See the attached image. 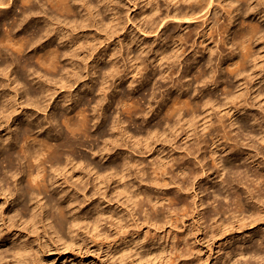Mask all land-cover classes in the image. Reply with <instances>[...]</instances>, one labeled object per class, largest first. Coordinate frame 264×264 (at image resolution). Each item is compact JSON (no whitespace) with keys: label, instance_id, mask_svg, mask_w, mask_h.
<instances>
[{"label":"bare ground","instance_id":"6f19581e","mask_svg":"<svg viewBox=\"0 0 264 264\" xmlns=\"http://www.w3.org/2000/svg\"><path fill=\"white\" fill-rule=\"evenodd\" d=\"M44 1L56 8L57 12L65 11L71 13L74 12L73 10H76V81H78L79 75L82 72L78 62L83 61L84 63L87 61V59L92 56L95 49L94 37L89 38L83 30L85 28L93 27L96 23H99L102 27H106L107 24H105L104 21L102 23L103 14L111 16V21L118 22L121 19L119 10L113 5V0H76V2L75 0ZM150 1L154 4L152 15H154L155 18L152 19L151 23H145L144 31L149 29L152 31L153 28L157 31L160 23H163L165 19H170L171 21H167L164 26L169 22H178L179 25L183 22V24H187L188 29H190L191 32H194L196 29L192 27V22H197L198 20L207 22L208 20H211L210 16L212 15L213 21L217 15L214 9L215 0ZM160 1L167 3V8L171 6V9L168 8L163 16L157 15L160 10ZM229 1L233 5V10L230 13L232 14L235 12V15H230V24L235 23V26L230 27L229 25V27L224 30L223 34H226V36H223V40L225 39V42H227L226 39L232 34L233 37H231L237 45L236 48H239V50L234 53L236 61L233 63L234 67L229 72L234 76L237 85L236 89L233 88L234 91L230 90V93H227L228 91L225 92V95L223 94L224 98L222 99L226 101L236 97L237 99L242 100L241 87L245 80V65L248 64L252 69L250 76L252 89L249 93L248 102L249 109L246 108V105H240L239 108H236L238 118H235V121L232 124H237L239 132L245 131L247 133L246 135H249V137L253 139L252 143L247 145L251 151L249 157L252 158L253 164L264 165V0ZM0 8L4 11L1 12L0 10V73L10 80L13 72L9 73L7 69L13 62L15 67L22 70L13 77L11 83H16L17 85L30 84L31 87H34V85L31 84H37L38 89H31L30 87V90L26 91V94L29 92V94L36 96V98L43 94H45V96L49 94L50 97L53 98L52 95L54 93H50L49 88L45 89L41 86V76L38 72H36V76H32L33 74H27V72L32 70V72L35 73L36 69H33L32 67L35 60L39 61L41 65L50 71H58L61 68L59 65L62 62L61 57L68 61L66 67L73 68L72 56L73 53H75V44L73 40L66 39L65 32L59 29L60 20L58 17L54 19V17L47 15L42 0H0ZM34 20L41 22L38 24L33 23L37 25H31ZM216 21L217 20L215 19V22L213 23L216 24ZM115 25L116 23L114 26ZM97 28L100 30L99 27ZM44 36H46L47 39L42 41ZM169 36H178L173 38L174 42L185 40L181 35H175L174 32L169 34ZM51 40H54L55 43H51ZM46 43L55 46L52 48L49 45L48 49L44 48L42 50V55L39 56L38 53L40 52L33 53ZM62 46L69 47V49L62 51ZM29 48H32L33 52H28ZM209 49V51L214 50V48L212 49L211 47H209ZM85 53L90 54L86 56ZM162 54L163 53H159L157 55L161 56ZM195 55V58H193L196 61L198 58ZM174 56L176 57L174 63L178 65L177 67H180V64H182L180 61L182 54H175ZM110 57L111 55L106 53L99 54V58L92 60L90 64L84 63L85 71L89 73V79L81 84L83 92L92 91L91 88L94 85V81H97L95 78L96 74L101 73L103 76V81H101L100 85L96 88L99 97L95 101V105L92 107L93 114L96 116L95 118L106 116L103 103L104 101H107V106L110 104L106 98V93L110 88L108 83L111 82L112 89L116 91L119 88L120 83L123 81V78L127 76V74H118L115 69L116 65L114 63L112 64V60L110 61V68L101 66L103 60ZM160 59H163V56L160 57ZM189 66L191 67V65ZM158 67H160V65ZM137 69L139 70V66ZM214 72L216 73L217 70L211 71V73ZM206 73L201 71L198 78L201 83L205 81ZM208 73L210 74V72ZM29 75L32 76L30 79H28ZM213 75L214 74H211L207 78L213 79ZM181 76L184 78L188 75L182 73ZM36 78H39L40 80L37 81ZM162 78H164L163 75ZM216 78L212 81L209 80L211 83H207L215 85L219 82ZM141 79V82H138L139 84L137 83L138 86H141L150 80V78L146 79L145 77ZM143 80H145V82ZM151 80H154V77ZM180 80L181 79H178L176 81L177 84L172 86L173 90H179L180 87L183 88V92H185L187 90L186 88L190 86V82L183 83ZM128 81L129 89L134 90L136 86H133V83L137 81V78L134 80L133 77H131ZM208 87L209 86H204V88H202L203 90H206ZM15 88H13L14 93L16 92ZM45 92H47V94ZM13 98L14 96L10 97L0 90V119L4 118L5 122L3 123H6L4 124L3 129H10V125L8 124L10 119H12L14 124L18 121L15 125L14 140H9V138H7L8 143L3 146L4 149L0 153V190L2 189L11 193V189L6 187V185L9 179H13L15 183L13 187L14 193H11V195H16L18 200L27 194L28 201L31 202L32 208L28 212V219L23 220V223H29V227L32 230L31 234L36 235V237L32 242L21 240L15 243L11 239L9 231L4 232L2 228L6 224L5 218H7L10 225H12L16 221V217L19 221L22 216L18 218V214H11L10 212H7L5 215L4 212H2L3 208L1 206L0 243H3L5 240L10 241V243H12V249H6L4 248V245L0 244V264H3L4 262H10L12 264L31 263L33 259L38 256V252H40L38 230L43 227H48L52 231V234L56 236V240H54L60 242L59 244L61 246L66 247L67 245H72L76 242V230L81 220L73 212L74 208H72V203L75 200L73 198L74 196H70L67 191L59 185V188L54 190L60 198L54 216L49 214V209H51L52 206L49 207L48 202L42 203V198L40 196L42 192L48 191L49 188H52V186L61 178L63 179L62 182L68 181L66 180L68 178L70 182H73V185L76 184V186H80V183H83L85 176L87 175H92L93 181L99 180L98 184H102L104 178L101 174H108V176L111 175L112 177L117 176L118 181H123L125 177L131 174L132 177L137 179V182L135 186H129V188L124 186L129 189L126 190V192L129 191L127 193L130 194V196H126L125 203L130 207H137V209L143 211L145 206L149 205L148 211H145V214L143 215V220L145 222L155 227H158L160 223H164L171 226V228H175V224L179 220L184 222L183 218L186 215L179 218L178 211H181L183 208L178 209L176 207V203L173 202L176 198L167 194L168 187L173 184L178 191H190L192 192L194 199L198 197L197 187L203 179H209L210 177V175H207L210 170L206 167V158L200 152L201 143L205 142V139L202 137H204V135H213L214 133L215 136H213L212 139L217 138V142L224 139L223 142H219V145L217 146H221L224 150L229 148L230 153L223 154L222 149L220 151H210L212 154L211 158L213 162H215L214 165L217 174L215 178L213 177L214 181L211 182L210 187L212 188V194L215 198L221 196L223 187L232 183V181L229 182L226 176L235 170V172L239 171L240 178L238 183L243 185L242 192L245 193V201H242L241 193L236 192L234 194L235 200H233L236 204V208L230 212L228 217H222L219 213L220 211L208 212V207L204 205V201L199 198V204L198 201L196 203L194 202L195 206H193L192 211L188 215L191 214V218H196V225L199 230H202V226L206 221H211L212 226H210L209 229L214 233L213 237H217L230 230L240 231V234L237 236H240V239L243 241L238 246H230L229 241H227L228 245L226 247H222V244L219 245L220 249L218 251L222 250L223 256L221 257V263L218 264H264V234H260L256 231L257 228L260 227L261 221H264V169L255 172L253 178L249 179L247 169L242 171L240 170V165L234 163L228 164V160L233 157L230 155L235 152V146L237 144H233V147L230 149L232 143H230L229 140L231 138L233 139L230 135V130L220 134V129L225 128L222 120L218 119L212 121L208 119L207 115H205L203 117V123L198 124L199 121H197V126L193 127L194 122L192 120L197 117L196 112L198 108L202 107V109L206 111L208 105L216 104V100H213L211 95H208V97L206 96V98H204L205 100L201 99L194 100V102L192 101L190 104L191 108L189 107V104L186 103V100H184L186 102L180 101L182 100V97L174 96L172 99L170 98L171 104L165 108L164 112V123L167 124L168 121L172 122L171 125H168V129H170V132L172 133H177V131L182 128V131L184 132L183 135H186L187 141L178 148L183 149L184 154L183 156H181V154L175 156L172 154L167 156L165 154L162 159L152 162V166H154L152 172H148L149 167L146 165L142 166V162L131 158L133 152L143 153V150L150 151L153 148L151 143L145 140L143 141L140 138L136 139L137 136L136 138L130 135L124 137L125 135L119 130L120 123L116 119H114V121L106 120L105 127H109L111 132H113L109 133L110 138L105 140L104 143L106 145H104L101 153L97 155L101 156V158L107 157V160L115 159V161L107 166L96 167L94 165V167H91V164H89L90 162H88L90 161L89 158L87 156H82L88 164L82 167L80 162H76L78 146L83 142V137L88 138L90 136L87 130L89 121L88 116L83 114V109L75 110L72 106L78 104L80 100L79 94L74 95L71 99L63 97L57 102L53 100L56 103L51 112V117L49 118H51L50 120L52 122H56V124L53 127L54 130L51 132L48 131V128L44 130L41 122L30 118L32 114L29 115L24 113L19 117L17 115H14L17 116L16 118L13 117V114H16L18 111V107L15 106L17 102ZM28 99L29 98H27V100ZM165 99L166 98H164L163 94L158 103L162 104L166 101ZM70 101L71 104L68 105V102ZM30 103L29 105H31ZM35 103L37 104V102ZM31 106H34L35 108L34 103H32ZM59 107L63 108L65 112L61 111L56 114V110ZM74 112L79 115V117H77L78 119H75L76 121L74 120V117L68 116ZM184 113L190 116L191 119H187L183 125L180 124V121L183 119ZM240 118H244V120H240ZM23 120L24 122L21 123ZM60 121L64 124L63 126H65V130L63 131L61 129H56L58 122ZM198 125L202 128L201 134L196 133ZM138 129L139 132H142V129ZM159 129H165V127H163L162 122L157 121L154 124L147 125L144 132L147 136L151 134L155 135L156 131ZM9 133L10 131L8 134ZM106 134L107 128H104L100 137ZM164 136V142H169L171 140L169 138L174 137L175 135L168 134ZM125 138H128V141H126L128 143L126 145L127 148L119 149L118 151L116 145H118V142L120 141H125ZM134 139L136 140L133 141ZM18 144L19 148L14 149V146ZM1 149L2 146H0V150ZM95 153L96 152H93L92 154ZM240 156L241 155H239V157ZM240 159H242V157H240ZM175 165L178 167L179 172L177 171L174 176L172 167ZM134 170L136 172H134ZM157 170L158 172L155 173L154 171ZM48 173L51 175L49 179H47ZM19 174V179H16ZM223 174L226 175L225 178H222ZM144 175H146L145 179L144 177H141ZM167 175L168 178L166 179L165 176ZM22 177L25 178L27 183L25 188L21 186ZM245 180H250L253 187L250 188V184L246 183L247 181ZM147 187H152L151 191L147 190ZM152 189H155L159 195L153 193ZM35 190H37V192H34ZM254 190H257L258 193L255 194ZM65 199H67V202L63 203L62 201ZM163 202H169L170 204L165 205ZM67 209L68 211H66ZM22 210H26L24 203ZM67 213H70L69 217L67 216ZM110 218H113V216L110 215ZM103 219L104 217H102V215L96 217L92 224V229L94 231H97ZM54 221L55 223H53ZM63 227H66L67 229L65 234L61 231ZM248 228L251 229L248 230ZM204 229L206 230V228ZM168 232L172 231L169 230ZM59 234L63 236H60ZM45 236L46 235L43 233V238H45ZM64 236H66V239H63L65 238ZM253 238L258 241L256 246H252L251 244ZM235 239L237 241L238 238L233 239V237H231L230 241H235ZM244 242L246 245H244ZM7 253L9 255L8 260L6 259ZM194 253L196 255L197 251H194ZM183 256H185V254L181 252L180 254L178 253L177 257L179 259ZM170 257L171 255L168 253L166 247H154L153 254L152 252L151 254L148 253V255L141 260V264H173L177 257L172 260H170ZM197 257L199 260L201 259L200 256Z\"/></svg>","mask_w":264,"mask_h":264},{"label":"rangeland","instance_id":"374dc122","mask_svg":"<svg viewBox=\"0 0 264 264\" xmlns=\"http://www.w3.org/2000/svg\"><path fill=\"white\" fill-rule=\"evenodd\" d=\"M42 3L44 4V9L48 16H52L54 19L56 17L59 18V29L65 32L66 39L73 40L75 44V53H73L72 56L73 68L66 67L68 61L61 57L62 62L59 64L61 68L58 71L52 70V74V71L48 70L41 65L39 61L34 59L37 61H34V65L32 66L33 69H36L35 73L31 70L27 72V74H33L32 76H36V72H38L41 76V80L39 78H36V80H40L43 88H49L50 93H54L52 95L53 98L50 97L47 92H45L47 96L43 94L36 98V96L29 94V92L26 94V91L30 90V84L17 85L16 83H11L13 77L22 70L15 67V64L12 62L7 69L9 73L13 72L10 80L0 73V90L10 97L14 96L13 99L17 102H15V106L18 107V111L16 114H13V117H19L24 113L29 115L32 114L30 118L41 122L44 130L48 128V131L51 132L54 130L53 127L56 122H52L49 117H51L50 115L55 107V103L63 97L71 99L74 95L79 94L80 100L78 104L72 106L75 110L83 109V114L88 116L89 121L87 130L90 136L88 138L83 137V142L78 146L76 162H80L82 167L86 166L88 162H90L89 164H91V167H94V165L97 167L107 166L115 161V159L107 160V157L101 158V156L97 155L101 153L104 145H106L104 143L105 140L110 138L109 133L113 132H111L109 127H105L106 120L114 121V119H116L120 123L119 130L125 135L124 137L130 135L136 138L137 136L136 139L140 138L143 141L145 140L151 143L153 148L150 151L143 150V153L133 152L131 158L142 162V166L146 165L149 167L148 172H152L154 168L152 162L162 159L165 154L167 156L170 154L174 156L181 154V156H183L184 154L183 149L178 148L187 141L186 135H183L184 132L182 131V128H180L177 133H172L170 132V129H168V125H171L172 122L168 121L167 124L164 123L165 108L171 104V99L174 96L182 97V100L180 101L186 100L187 102H184L189 104L190 107L192 101L203 100L206 96L208 97V95H211L212 99L216 100V104L208 105L206 111L202 109V107L198 108L196 112L197 117L192 120L194 122L193 127L197 126V121H199L198 124H202L205 115H207L208 119L212 121L218 119L222 120L225 128L220 129V134L230 130V135L233 137V139L231 138L229 140V142L232 143L230 149L233 147V144H237L235 146V152L230 155L233 157L228 160V164L234 163L240 165V170L242 171L247 169L249 179L253 178L255 172L264 169L263 164H253L252 158L249 157L251 151L247 145H250L253 139L250 138L249 135H246L247 133L245 131L239 132L237 124H232L235 121V118H238L236 108H239L240 105H246V108L249 109L248 102L249 93L252 89L250 78L252 69L248 64L245 65V80L241 87L242 100L237 99L236 97L226 101L222 99L224 98L223 94L225 95V92L228 91L227 93H230V90L234 91L237 85L234 76L229 72L234 67L233 63L236 61L234 53L237 52L239 48H236L237 45L232 39V34L226 39L227 42H225V39L223 40V36H226V34H223L224 30L228 28L229 25L230 27L235 26V23L230 24V15H235V12L232 14L230 13L233 10V5L229 0H215L214 9L217 13L215 17L217 23H213L215 22V19L212 21L213 15L210 16L211 20H208L207 22H203V20L192 22V27L196 29L194 32H191L190 29H188L187 24H183V22H181L182 24L180 25L178 22H169L164 26L167 21H171L170 19H165L163 23H160L157 31L155 28H153L152 31H150L151 29L144 31L145 23H151L152 19L155 18V16L152 15L154 4L150 0H113L112 3L119 10L121 19L118 22H114L111 21V16L103 14L102 23L104 21V23L107 24L106 27H102V25L96 23L93 27L85 28L83 30L89 38L94 37L95 45L93 54L91 53L92 56L84 63L90 64L92 60L99 58V54L106 53L111 55V57L103 60L101 66L110 68V61L112 60V64L114 63L116 65L115 69L118 74H127L116 91L112 89V83H108L110 88L106 93V98L110 104L107 106V101H104L103 106L105 107L106 116H100L98 118H95L96 116L93 114L92 107L95 105V101L99 97L96 88L100 85L101 81H103L102 74L98 73L95 75L97 81H94V85L91 88L92 91L83 92L81 84L89 79V73L85 71L86 69L84 68L83 61H79L78 65L82 72L79 75L78 81H76V10H73L74 12L71 13L65 11L57 12L56 8L49 3L44 0H42ZM168 8L171 9V6ZM168 8L167 3L160 1V10L157 15L163 16ZM0 10L1 12L3 11L2 8H0ZM40 22L41 21L38 22L34 20L31 25H37ZM115 23L116 25L114 26ZM97 27H99L100 30ZM173 32L175 35H181L185 40L174 42L173 38L178 36L170 37L169 34ZM46 39L47 37L44 36L42 41H45ZM51 43L54 44L55 41L51 40ZM53 44L46 43L39 47V50L37 49L34 52L32 51V48H29L28 52H40L38 53L39 56L42 55V50L44 48H49V45L54 48L55 45ZM209 47L212 49L214 48V50L209 51ZM68 49L69 47H61L62 51ZM159 53L163 54L158 56L157 54ZM89 54L90 53H85L86 56ZM175 54H182L180 60L182 64H180V67H177L178 65L174 63L176 59L174 56ZM194 55L198 58L196 61L194 60ZM162 56L163 59H160ZM159 65L160 67H158ZM189 65H191L192 68ZM138 66L139 70L137 69ZM214 70H217V72L211 73V71ZM201 71L205 73L207 71L203 83L198 79ZM208 72H210V74ZM182 73L188 76L182 78ZM211 74H214L213 79L217 77L216 79L219 81L215 85L207 83L213 80L207 78ZM31 75H29L28 79L32 77ZM162 75L164 78H162ZM131 77H133L134 80L137 78V81L133 83V86H136L134 90H131L128 87V80H130ZM143 77L146 79L150 78V80L147 82L143 80L145 83L138 86V82H141V78ZM153 77L154 80H151ZM178 79H181L180 81L183 83L190 82V86L188 88L185 87L187 89L185 92H183V88L180 87L179 90H173L172 86L177 84L176 81ZM31 85H34L31 89H38L37 84ZM204 86H209V89L207 88L206 90H203ZM13 88L16 89L15 93L13 92ZM163 94L166 101L162 104L158 103ZM27 98L29 99L27 100ZM35 102H37V104ZM29 103L31 105L34 103L35 108L34 106L29 105ZM70 104L71 101L68 102V105ZM61 111L63 112L64 110L59 107L56 110V114ZM72 114H69L68 116L74 117V120L78 119L77 117H79V115L76 114V112ZM65 115L67 116L66 113ZM187 119L191 118L184 113L180 124L184 125ZM240 120H244V118H240ZM10 121L8 122L10 129L4 130L3 126L6 123H3L5 122L4 118L0 119V146H2L0 153L4 149L3 146L8 143L7 138H9V140H14L15 137V125L18 121L15 122V124L12 119H10ZM157 121L162 122L165 129H159L156 131L155 135L151 134L147 136L144 132L145 127L154 124ZM23 122L24 120L21 123ZM63 125L64 124H62L61 121L58 122L56 129H61L62 131L65 130V126ZM104 128H107V134L100 137ZM138 128L142 129V132H139ZM201 130V126L198 125L196 133L201 134ZM9 131L10 133L8 134ZM168 134L175 136L169 138L171 139L169 142H164V135ZM213 136H215V133L213 135H204L202 138L205 139V142L201 141L200 152L206 158V167L210 170L207 175H210V177L209 179H203L197 187L198 197L194 199L192 192L190 191H178L173 184L168 187L167 194L176 198V200L173 201L176 203V207L178 209L183 208L181 211H178V216L179 218H182V216L186 215L183 218L184 222L179 220L175 224V228H171V226L164 223H160L159 226L157 225L158 227H155L145 222L143 220V215L145 214V211H148L149 205H146L143 211L137 209V207H130L125 203L126 196H130V194L127 193L129 191L126 192V190H129L127 188H129V186H135L137 182V179L132 177L131 174L125 177L123 181H118L117 176L112 177L111 175L108 176V174H101L104 178L102 184H98L99 180L93 181L92 175H87L85 176L83 183H80V186H76V184L73 185V182H70L67 177L66 180L68 181L62 182L63 179L61 178L52 186V188H49L46 192H42L40 196L42 198V203L48 202L49 207L52 206V208L49 209V214H52V216L56 213L57 203L60 200L59 196L54 192L55 189L59 188V185L64 188L70 196H74L73 198L75 200L72 203V208H74L73 212L81 220L76 230V242L72 245H67L66 247L61 246L59 244L60 242L55 241L56 236L52 234V231L48 227H43L38 230L40 252H38V256H36L29 264H141V260H143L148 253L151 254L152 252L153 254L154 247H166L168 253L171 255L170 260L176 258L178 253L180 254L182 252L185 254V256L179 259L177 257L173 264L221 263L223 251H218L220 249L219 245L222 244V247H226L228 245L227 241H229L230 246H238L243 241L240 239V236H237L240 234V231L230 230L217 237H213L214 233L209 229V227L212 226L211 221H206L202 226V230H199L196 225V218H191V214L188 215L192 211L193 206H195L194 202L196 203L199 198L204 201V205L208 207V212L220 211L219 213L222 217H228L230 212L236 208V204L233 201L235 200L234 194L236 192H240L242 201H245V193L242 192L243 185L238 183L240 178L239 171L235 172V170L227 176L223 174L222 178H225L226 176L229 182L232 181V183L223 187L221 196L215 198L212 194V188L210 186L217 174L215 171V162H213L211 158L212 154L210 151H220L222 147L217 145L224 140L221 139L217 142V138L212 139ZM126 141H128V138H125V141L118 142L116 149H118V151L119 149H126V145L128 144ZM19 144L15 145L14 149H18ZM93 152L96 153L92 154ZM222 153H230L229 148L226 150L222 149ZM239 155H241L240 157H242V159H240ZM82 156H87L90 161L87 162ZM172 171L175 176L177 171L179 172V169L175 165L172 167ZM134 172L136 171L134 170ZM154 172L156 173L158 170ZM47 176V179H49L51 175L48 173ZM19 177L20 174L16 179H19ZM141 177H144L145 179L146 175ZM165 177L167 179L168 175ZM21 179V186L25 188L27 184L26 180L23 177ZM245 181L250 184V188L253 187L250 180ZM14 184V180L9 179L6 185V187L11 189V193H14ZM151 188L152 187H147V190L151 191ZM152 191L159 195L155 189H152ZM254 191L255 194L258 193L257 190ZM34 192H37V190ZM11 193L2 189L0 190V208L2 206V212H4L5 215L7 212H10L11 214H18V218L20 216L22 217L19 221L16 217V221L12 225H10L8 219L5 218L6 224L2 230L4 232L9 231L11 239L15 243L21 240L32 242L36 235L31 234L32 230L29 227V223H23V220L28 219V212L32 208L31 202L28 201L27 194L17 200V196L14 194L11 195ZM62 202L66 203L67 199ZM23 203L26 207L25 211L22 210ZM163 204L167 205L170 203L163 202ZM66 211H68V209ZM69 214L70 213H67L68 217ZM98 215H102L104 219L101 221L97 231H94L92 229V224ZM110 215H112L113 218H110ZM53 223H55V221ZM260 224V227L257 228L256 231L260 234H264V221H261ZM204 228H206L207 232ZM250 229L251 228H248V230ZM66 230V227H63L61 231L65 234ZM169 230L172 232H168ZM43 233L46 235L45 238H43ZM64 237L65 238L63 239H66V236ZM231 237H233V239H238L237 241L236 239L235 241H230ZM0 244L4 245V248L6 249H12V243L8 240H5ZM251 244L252 246H256L258 241L253 238ZM244 245H246L245 242ZM194 251H197L196 255ZM6 255V259L8 260V253ZM197 256H200L201 259L199 260ZM3 264L12 263L4 262Z\"/></svg>","mask_w":264,"mask_h":264}]
</instances>
